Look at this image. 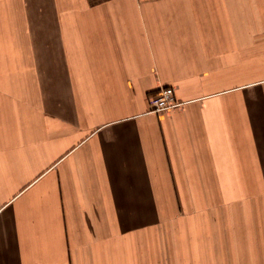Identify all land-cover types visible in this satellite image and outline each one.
Instances as JSON below:
<instances>
[{
  "label": "crops",
  "instance_id": "1",
  "mask_svg": "<svg viewBox=\"0 0 264 264\" xmlns=\"http://www.w3.org/2000/svg\"><path fill=\"white\" fill-rule=\"evenodd\" d=\"M263 231L264 0H0V264L261 263Z\"/></svg>",
  "mask_w": 264,
  "mask_h": 264
},
{
  "label": "rangeland",
  "instance_id": "2",
  "mask_svg": "<svg viewBox=\"0 0 264 264\" xmlns=\"http://www.w3.org/2000/svg\"><path fill=\"white\" fill-rule=\"evenodd\" d=\"M263 233V247H262V253H263V261L261 263H257L256 257L254 256L255 254L252 252L254 251L253 248H235L234 247H227L225 249V255L228 261L226 262H216L215 264H264V231ZM236 240L235 238L229 239L228 243H232V241ZM227 242V241H226ZM243 243V240H240V243ZM252 249V251H251ZM247 251V253H246ZM224 257V256H223ZM259 258V257H258Z\"/></svg>",
  "mask_w": 264,
  "mask_h": 264
},
{
  "label": "built area",
  "instance_id": "3",
  "mask_svg": "<svg viewBox=\"0 0 264 264\" xmlns=\"http://www.w3.org/2000/svg\"><path fill=\"white\" fill-rule=\"evenodd\" d=\"M172 88L159 89L148 98L149 112L161 113L171 110L177 106Z\"/></svg>",
  "mask_w": 264,
  "mask_h": 264
}]
</instances>
